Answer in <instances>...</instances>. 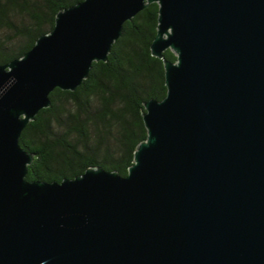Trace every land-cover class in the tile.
<instances>
[{"label": "water", "instance_id": "95a60500", "mask_svg": "<svg viewBox=\"0 0 264 264\" xmlns=\"http://www.w3.org/2000/svg\"><path fill=\"white\" fill-rule=\"evenodd\" d=\"M152 2L167 94L128 175L27 180L23 129ZM0 264H264V0H83L0 64Z\"/></svg>", "mask_w": 264, "mask_h": 264}, {"label": "trees", "instance_id": "16d2710c", "mask_svg": "<svg viewBox=\"0 0 264 264\" xmlns=\"http://www.w3.org/2000/svg\"><path fill=\"white\" fill-rule=\"evenodd\" d=\"M83 0H0V64L21 57L50 32L57 13ZM159 4L149 3L124 23L107 61H94L75 90L54 89L52 104L23 129L20 143L35 153L27 180L61 182L88 167L126 176L148 137L145 102L167 94L163 59L152 54ZM165 57L177 60L168 49Z\"/></svg>", "mask_w": 264, "mask_h": 264}]
</instances>
